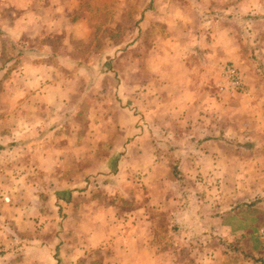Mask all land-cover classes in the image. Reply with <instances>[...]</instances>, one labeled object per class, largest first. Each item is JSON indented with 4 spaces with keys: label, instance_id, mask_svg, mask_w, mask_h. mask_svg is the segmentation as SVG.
Masks as SVG:
<instances>
[{
    "label": "rangeland",
    "instance_id": "obj_1",
    "mask_svg": "<svg viewBox=\"0 0 264 264\" xmlns=\"http://www.w3.org/2000/svg\"><path fill=\"white\" fill-rule=\"evenodd\" d=\"M86 5L83 0L81 7ZM154 9V0H109L87 9L94 21L90 40L62 32L59 37L64 38L51 40L57 75L47 70L43 82L36 80L39 72L26 77L20 71L22 53L16 54L19 45L37 43L10 42L0 35V264H154L137 249L132 256L120 238L128 213H142L143 208L160 227L158 248L166 256L159 262L170 264L176 233L158 213L163 210L150 213L149 208L167 205L171 197L186 212L198 209L227 216L232 231L213 229L201 247L228 243L232 260L264 258L258 234L264 225V57L243 59L242 76L252 87V102L240 96L224 107L225 131L204 142L201 153L181 156L175 174L178 155L163 142L187 144L189 139L146 133L148 137L139 140L142 130L158 133L141 113L137 93L139 68L143 75L151 69L138 60L149 58L155 37L167 33ZM59 49L73 64L87 65L85 70L67 68ZM101 51L113 55L103 72H111L113 81L103 78L98 95L92 88L97 69L90 63ZM26 58L24 69L29 68ZM41 59L47 62L50 56ZM225 62L239 67L234 60ZM63 72L74 76L71 83L50 80L64 77ZM123 81L131 85L126 97L118 89L108 91L109 83ZM220 106L216 104L212 113H222ZM125 143L132 146L128 155L122 151ZM241 232L246 237L236 242L234 235ZM242 245L246 252L240 250ZM191 250L182 244L175 256L188 264L194 261ZM204 258L213 259H195Z\"/></svg>",
    "mask_w": 264,
    "mask_h": 264
},
{
    "label": "crops",
    "instance_id": "obj_2",
    "mask_svg": "<svg viewBox=\"0 0 264 264\" xmlns=\"http://www.w3.org/2000/svg\"><path fill=\"white\" fill-rule=\"evenodd\" d=\"M98 1L85 0L87 3L85 9L81 7L83 0H0V35L6 36L4 39L10 42L37 43L33 44L35 45L33 47L19 45L20 48L16 49V54L22 53L20 71L25 72L26 77L28 74L36 75L39 72L36 80L40 82L44 81L47 70H50V75H57L53 73L57 71L55 70L57 63L53 58L56 52L50 46V41L64 38V36L59 37L62 33L65 36L78 35L79 41H89L92 30L90 26L94 23L90 18L89 10L109 3V0H106L99 5ZM154 5L157 16L161 15L157 20H162L167 33L155 37L154 49L149 58L138 60L139 64L144 60L146 64L151 65V69L147 75H143V70L139 68L140 84L137 93L141 113L148 115L145 120L151 121L152 128L154 127L158 133L142 130L139 140L143 141V137H148L146 133L162 139H189L187 144H176L167 140L166 143L163 142L164 146L178 155L173 167L176 166L179 170L178 163L181 156L201 153L204 142L220 136L222 130L225 131V127L221 126V122L227 121L224 107L240 96L249 100L253 97L252 87L242 76L245 71L242 66L243 59L252 54L264 57V0H154ZM64 49L68 50L67 47ZM59 52L61 54L59 58L66 60L63 64L67 68L77 66L80 70H85L86 66L83 63L73 64L68 53L65 54L60 49ZM46 56H50V59L43 62L41 58L44 59ZM26 57L29 68L24 69ZM112 58L113 55L109 51L104 54L101 51L90 63V67L97 69L92 88L98 95H102L99 88L102 86L103 78L113 81L111 72L103 73L110 61H113ZM68 59L70 62H67ZM230 60L239 64L238 67L233 63L239 69L246 84L247 95H232L225 89L222 68L225 61ZM252 66L253 64H250L252 69L256 68ZM62 75L64 77L59 79L52 76L50 80L54 83L69 84L74 78L66 72ZM141 79L144 80L141 82ZM109 84L107 89L110 92L118 89L126 97L125 93L130 91L131 85L124 81ZM150 98H154L153 103L149 102ZM95 101L99 102L97 99ZM216 104L219 106L222 104V113H212ZM253 106L257 104L251 105L250 109ZM131 147V143H125L122 151L128 155ZM147 150L144 146L143 153ZM124 162H126L125 156ZM123 165L120 166L121 170L124 169ZM143 184L149 186L145 182ZM166 202L167 205L165 202L160 204L157 202V207H150L149 211L153 213L155 210H163V213H158L167 217L166 220L170 221V232L176 233L173 238L175 242H172L174 245L170 248V258L172 257L170 264H183L175 256L177 254L179 257L182 244H186L190 250L197 247L194 251L191 250L193 252L189 257L193 256L194 261L188 264H264V258L248 257V260H232L228 243L223 245L220 242L208 248L207 244L200 246V242H205L208 237L206 233H212L213 229L217 232L232 231L233 227L225 220L227 216H223V213L213 215L198 209L186 212L178 206V199L173 197ZM129 213V223L120 235L126 250L133 256L137 249L144 256L153 259L154 264H160L159 260L166 254L159 252L160 248H158L161 246L160 239L157 238L160 231L159 224L152 220L148 213L146 214L144 208L142 213L139 209ZM241 229L242 225L238 226V230ZM180 234L182 235L179 237ZM234 236L237 238L236 242L246 237L242 232ZM198 239L200 241L196 243ZM243 247L242 245L240 250L246 252ZM198 256H208L213 259H195Z\"/></svg>",
    "mask_w": 264,
    "mask_h": 264
},
{
    "label": "built area",
    "instance_id": "obj_3",
    "mask_svg": "<svg viewBox=\"0 0 264 264\" xmlns=\"http://www.w3.org/2000/svg\"><path fill=\"white\" fill-rule=\"evenodd\" d=\"M222 76L224 79V86L229 94L247 95L248 89L238 71L232 63H224L222 68ZM259 238L264 248V225L259 228Z\"/></svg>",
    "mask_w": 264,
    "mask_h": 264
},
{
    "label": "trees",
    "instance_id": "obj_4",
    "mask_svg": "<svg viewBox=\"0 0 264 264\" xmlns=\"http://www.w3.org/2000/svg\"><path fill=\"white\" fill-rule=\"evenodd\" d=\"M84 64V63H83ZM85 65V64H84ZM85 66H87V65H85ZM10 144H13V143H10ZM3 146H0V148H2ZM173 172L175 173V174H177L178 173V170L176 169V166H174L173 167ZM249 204H253V202L252 203H249Z\"/></svg>",
    "mask_w": 264,
    "mask_h": 264
}]
</instances>
